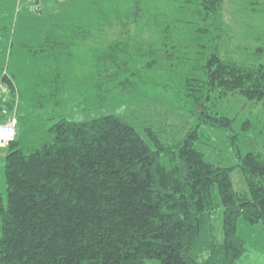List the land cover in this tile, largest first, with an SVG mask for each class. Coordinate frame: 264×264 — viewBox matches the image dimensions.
I'll return each mask as SVG.
<instances>
[{
    "label": "trees",
    "instance_id": "trees-1",
    "mask_svg": "<svg viewBox=\"0 0 264 264\" xmlns=\"http://www.w3.org/2000/svg\"><path fill=\"white\" fill-rule=\"evenodd\" d=\"M224 1L126 0L112 17L129 20L135 32L128 42L106 44L107 52L101 51L104 44L92 50L96 62L85 78H100L102 72L111 78L161 73L156 66L164 54L171 61L176 56L163 42L167 49L159 55L154 38L160 36L149 31L190 24L175 13L197 8L206 25L196 31L205 35L221 23ZM196 70L202 75L186 79V86L196 88L191 95L204 123L223 130L233 125L234 119L209 112L215 93L264 102L263 65H241L214 47ZM0 82L7 87L0 99V122H5L12 119L5 107H14L17 85L6 69ZM50 133L51 142L29 152L19 134L4 148L7 198L0 201V264H238L246 250L240 221L264 224L260 154L239 155L237 166L222 167L195 148L197 131L166 144L157 130L139 131L112 114L85 121L61 117ZM236 167L248 193L235 190ZM220 209L222 240L215 227Z\"/></svg>",
    "mask_w": 264,
    "mask_h": 264
},
{
    "label": "rangeland",
    "instance_id": "rangeland-1",
    "mask_svg": "<svg viewBox=\"0 0 264 264\" xmlns=\"http://www.w3.org/2000/svg\"><path fill=\"white\" fill-rule=\"evenodd\" d=\"M36 1L0 0V71L6 69L17 85L14 107L6 106L5 111L17 117V135L25 151L51 142L50 128L61 117L85 121L112 114L139 131L157 130L166 144L181 142L197 131L195 148L222 167L237 166L239 155L249 152L264 158L263 101H249L239 94L223 98L213 94L209 112L234 119L231 129L223 130L202 121L191 95L196 88L186 86V79L202 75L196 69L214 47L224 58L241 65L264 66V50L258 51L264 49V0H225L221 23L209 27L205 35L196 31L206 25L197 8L189 14L175 13L190 24L172 23L166 31L165 26L149 31L160 36L154 38L159 55L169 47L176 56L171 61L164 54L156 66L161 73L150 70L137 77L123 73L111 78L102 72L95 79L85 78L96 62L92 50L104 44L101 51L107 52L106 44L125 43L135 32L129 20L112 17H118L126 0H40V11L34 8ZM82 30L88 31L82 34ZM4 148H0V201L7 198ZM232 179L239 194L248 193L239 167ZM239 224L246 250L238 264H264V224ZM215 227L222 240L221 209Z\"/></svg>",
    "mask_w": 264,
    "mask_h": 264
},
{
    "label": "built area",
    "instance_id": "built-area-1",
    "mask_svg": "<svg viewBox=\"0 0 264 264\" xmlns=\"http://www.w3.org/2000/svg\"><path fill=\"white\" fill-rule=\"evenodd\" d=\"M7 87L0 82V99L5 97ZM17 120L12 118L5 122H0V148L7 147L17 137Z\"/></svg>",
    "mask_w": 264,
    "mask_h": 264
},
{
    "label": "crops",
    "instance_id": "crops-1",
    "mask_svg": "<svg viewBox=\"0 0 264 264\" xmlns=\"http://www.w3.org/2000/svg\"><path fill=\"white\" fill-rule=\"evenodd\" d=\"M94 56V55H93ZM18 129V128H17Z\"/></svg>",
    "mask_w": 264,
    "mask_h": 264
}]
</instances>
